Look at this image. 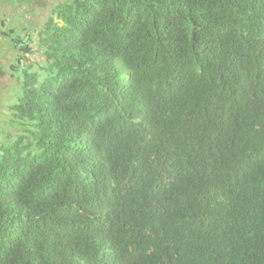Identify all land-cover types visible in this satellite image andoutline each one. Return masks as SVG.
I'll list each match as a JSON object with an SVG mask.
<instances>
[{"label": "trees", "instance_id": "1", "mask_svg": "<svg viewBox=\"0 0 264 264\" xmlns=\"http://www.w3.org/2000/svg\"><path fill=\"white\" fill-rule=\"evenodd\" d=\"M16 35L0 264H264V0H67Z\"/></svg>", "mask_w": 264, "mask_h": 264}, {"label": "rangeland", "instance_id": "2", "mask_svg": "<svg viewBox=\"0 0 264 264\" xmlns=\"http://www.w3.org/2000/svg\"><path fill=\"white\" fill-rule=\"evenodd\" d=\"M65 1L67 0H0V134L4 132L2 126L10 115L9 106L19 87L17 76L11 69L17 52L15 44L11 43V38L7 35L12 31L17 35H33L34 29H42L55 7ZM31 48L34 52L23 62L35 67L43 64L45 60L38 44L32 43Z\"/></svg>", "mask_w": 264, "mask_h": 264}, {"label": "clouds", "instance_id": "3", "mask_svg": "<svg viewBox=\"0 0 264 264\" xmlns=\"http://www.w3.org/2000/svg\"><path fill=\"white\" fill-rule=\"evenodd\" d=\"M17 52V51H16ZM28 56V55H27Z\"/></svg>", "mask_w": 264, "mask_h": 264}]
</instances>
